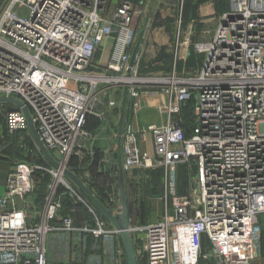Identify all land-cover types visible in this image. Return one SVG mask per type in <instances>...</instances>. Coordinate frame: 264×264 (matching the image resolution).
Returning a JSON list of instances; mask_svg holds the SVG:
<instances>
[{"label":"built area","instance_id":"2783aa9c","mask_svg":"<svg viewBox=\"0 0 264 264\" xmlns=\"http://www.w3.org/2000/svg\"><path fill=\"white\" fill-rule=\"evenodd\" d=\"M112 2L0 0V98L27 110L40 141L66 169L88 140L85 126L94 107L115 106L105 94L116 86L125 89L126 98L147 92L148 103H164L165 125L148 130L153 157L141 153L137 134L123 125L122 167L124 173L138 167L166 173L182 166L190 186L181 194H169L165 186L159 220L129 225L132 243L137 235L145 239L136 258L146 264H196L201 258L251 264L261 257L264 216V0H228L225 26L219 22L211 40L193 46L202 56L199 71L187 77L173 69L161 79L136 78V64L129 69L141 11L128 1ZM107 41L109 61L94 74L89 68L97 67L94 60ZM0 104L7 110L0 111L6 134L27 132L23 109ZM99 119L106 123L105 112ZM20 148L27 161L20 171L8 172L0 195V264H66L65 254L73 264H121L118 233L59 178L60 171L41 164L46 161L40 153L23 141ZM37 172L55 181L36 225L23 206ZM61 180L65 192L58 196ZM65 196L91 210L94 228H75L61 215ZM102 202L117 211L113 190ZM181 244L191 254L187 260ZM52 247H63L62 256L53 255Z\"/></svg>","mask_w":264,"mask_h":264},{"label":"rangeland","instance_id":"374dc122","mask_svg":"<svg viewBox=\"0 0 264 264\" xmlns=\"http://www.w3.org/2000/svg\"><path fill=\"white\" fill-rule=\"evenodd\" d=\"M121 1L131 2L134 8L141 11V14L138 16L137 22H136L137 33H136V38L133 44V48H134V45L136 43L139 33L143 30L144 23H146L144 33H147L149 37L156 36L161 39H165L164 45L159 44V43H154L151 41H146L145 45L143 44L142 46H140L141 49L143 48L142 49L143 55H142L141 61L138 62V58H137L135 62V64L137 65L136 78L159 77L160 79L165 78L168 75H171L173 68L169 74L168 72L170 71V68L172 67L174 63H176V69L174 68L176 75L190 77L195 74V69H196L195 64L197 63V58L194 55L192 44L195 43L196 41L205 40L203 38L210 36V34H208L209 31H207V28L209 27L208 30H211V31H213L214 28L216 29L218 25V22H217L218 16H219V22H220L221 16L224 14L226 7H227V3H228V0H137L136 3L133 2V0H121ZM178 38L182 40V45H183L182 47L181 45L178 44ZM185 39L187 40L184 41ZM107 42L111 44L110 41H107ZM181 48L185 50V52H183L184 59L183 57L179 56L180 52L178 50ZM108 57L109 55L107 53V49L100 50V52L98 53V55L96 56L94 60V65H97V67L93 66V68H89V69H92L93 71H95L94 74H98L99 72L103 70V67L107 65L109 61ZM125 92H126L125 89H123L121 86H116L112 92L105 94V100L114 101L115 107L116 108L120 107L122 109L123 108L122 101L126 94ZM0 106L2 105L0 104ZM147 108L148 109L143 110L137 116V123L140 128V131L142 129L147 128V126L150 124H156L157 126H160L163 122V117L161 113H159L156 109H153V108L150 109V107H147ZM3 110L4 109L0 107L1 114H4L7 111L5 110L4 112ZM1 114H0V130L2 129L1 127L3 125ZM7 137L8 135L6 134V138L0 139V141L5 142L7 144V148L0 146L1 148L0 164L1 166L6 167L5 170L3 171V174L4 173L8 174V172H10L11 169L13 171H20L21 168L23 167V164H24L23 162L27 161V159L24 157L25 153L20 148V143L23 141L22 136L18 135V136L9 137V138ZM141 143L143 145V150L146 151L148 155H151L152 153L151 139L148 136H146L145 139L143 138L141 139ZM76 151L77 149L75 150V152ZM74 157L75 156H72L69 159V161L66 163V167L74 170V172H76L77 174L83 177V174H82L83 167L82 165L80 166V164L78 165L77 163L73 161ZM47 167L53 170V168L50 165H47ZM179 168L183 170L184 175L186 176L184 177L185 179L184 181L183 179H179L180 176L178 175V179H177L178 185H177V188L175 187V191L177 192V194H179V192H183V190L187 188L186 186L187 184V172L186 171L187 170H185L182 166H179ZM134 170L144 171L138 168L136 169L134 168ZM155 171L160 172V169H155V170L151 169L150 174L148 172L147 173L148 175H152ZM44 175H48L52 180H50V178L47 179L45 176L38 175L39 179L37 180L38 182L35 185V180H33V177L37 176L36 173L31 177V191L29 195L33 194V192H38V193L43 194L41 196L39 194L37 198H33V205L34 207H37L38 209L41 208L45 204L46 196H45L44 190L48 191L49 189L48 187L50 185H53L54 184L53 182L55 181L54 176L50 174H44ZM191 175L195 177L196 171H192ZM59 178L65 179L61 171L59 173ZM105 178L101 180V184H103L102 190L106 192L113 190V192L117 195V198H118L117 187L114 186L115 188H111V186H109V183H111L110 179L108 178L105 179ZM124 178H125V174H124ZM136 180L138 179H135V180H132V182H129V186H130L131 193H132L130 194L131 199L135 197L138 191L141 193L143 192L142 187L137 188L136 184H134ZM158 180H159V185H161V178H159ZM170 180H171V175L169 174L167 178V187L169 186ZM194 181H195V178L191 180V183L193 184ZM58 185L60 187V184ZM164 185H165V182H164ZM155 191H156L158 198L160 197V195L163 194V193L161 194V189H159V186L158 188H156ZM163 192H164V187H163ZM104 194L102 192L99 197L101 201H103ZM80 196L82 197L84 201H87L82 195ZM158 200L156 201V203L153 204L154 205L153 215L155 217L154 219L155 222L159 220L161 213H162V201L160 203ZM74 203H75L74 204L75 209H77V207L79 206H83L84 208L88 210V212H90L93 215L91 210L88 209L81 202H79L76 198L74 200ZM88 205L91 207L94 213L98 214L89 203ZM143 206L144 204L141 202L138 206V211L141 208H143ZM127 207H128V203H127ZM133 207L135 209L136 204H132L131 208ZM93 217H92V223L94 221ZM32 221L36 223V225L41 222L40 218H37V217L33 219ZM118 241H119L118 247L120 251L122 264H126V259H125V255H124V251H123L120 238ZM180 242L184 243L186 241L183 240ZM181 245H183V248H184V252H183L184 257L189 255L190 252L185 249L184 244H181ZM62 249L63 247L56 248V249L52 247L51 253L53 255L58 254L62 256V252H63ZM64 259L66 261V264H73V262L69 260V254H65ZM205 262L207 261L201 258L198 264H202Z\"/></svg>","mask_w":264,"mask_h":264},{"label":"crops","instance_id":"0c3cea01","mask_svg":"<svg viewBox=\"0 0 264 264\" xmlns=\"http://www.w3.org/2000/svg\"><path fill=\"white\" fill-rule=\"evenodd\" d=\"M120 1L121 0H113L112 3L115 4V2H120ZM136 1L137 0H133V2H135V3H136ZM228 8L229 7H228V3H227V7H226L225 12L228 10ZM217 22L219 25V16H218ZM218 25H217V27H218ZM217 27H216V29H217ZM208 29H209V27L207 28V31H209L208 34H210V36L203 38L205 40L196 41L195 43L192 44L193 46L196 43L207 42L213 38V35H214L216 29L214 28L213 31L208 30ZM164 40L165 39H161V38L156 37V36L149 37V35H147V33H144L141 46L143 44L145 45L146 41H151L154 43H159V44L164 45L165 44ZM186 40L187 39H185L184 41H186ZM178 44L181 45V47L183 46L182 40L179 38H178ZM105 49H107V53L110 56V53H111L110 43L107 42L105 44ZM142 49L140 48V50H139L138 62L141 61V58L143 55ZM132 51H133V49H132ZM140 51H141V53H140ZM178 51L180 52L179 56L183 57L184 56L183 52H185V50L183 48H181ZM193 51H194V49H193ZM194 55L197 58V63L195 64L196 65L195 74H196L201 67L202 56H198L195 53V51H194ZM183 59H184V57H183ZM174 61H176V60H174ZM172 68L176 69V63H174L172 65L168 74L172 71ZM194 75H192V76H194ZM145 78H159V77H145ZM149 93H152V92H149ZM147 94H148L147 92H142L136 98H126V95H125L123 98V101H122L123 102V108H124V109L122 108L123 111L120 107H117V108L115 106L114 107H108V106H106V104L104 106L98 105L97 107H94L92 115H90L88 117V120H87V123L85 126L86 132L89 133L88 140L82 145V147L77 149V152L75 154L76 158L74 157L75 163H77L78 165L80 164V166L82 165V167H83L82 168L83 177L80 176L79 174H77L76 172H74V170H72L70 168H68V170L71 171L72 173H74L77 177H79L85 183V185L89 188V190L92 192V194L98 198L100 197L102 192H103V194L106 192V191L102 190L103 184H101V180H103V178L106 177L105 179H107V178L110 179L111 183H109V186H111V188L116 187L115 182L111 176V170L109 167L107 157H108V153H113V154L117 153V148H116L117 132H118V127H119V124L121 121L122 114H123L122 127H123V125H129L132 128L133 132L135 134H137L138 146H139L141 153L143 155H147L149 157L154 156L152 137H151L150 133L148 132V130L152 127L161 128L165 125V123H166V105L163 103L159 107H157V106H155V104L151 103V101H149V103H148L146 100ZM147 107H150V109H152V108L156 109L159 113H161V115L163 117V122L160 126H157L156 124H150L147 126V128L142 129L140 131V128H139L138 123H137V116L143 110L148 109ZM102 112H105V114H106V123L105 124H102L100 119H99L100 114ZM18 135L22 136V138H23L22 140L24 142L25 147H27L29 150L33 151V153H39V151L36 148V145L34 144V142H33L28 131L16 133L15 135H12V136L8 135L7 138L18 136ZM146 136H148L151 139V144H152L151 155H148V153H146V151L143 150V145L141 143V139L142 138L145 139ZM2 138L3 139L6 138L5 128L0 130V139H2ZM0 146L7 148V144L5 142H2V141H0ZM23 152L26 154L25 150ZM25 154H24V157H26ZM5 168L6 167L1 166V164H0V195H2L4 192V184H5L4 182H5V177L7 176L6 173L3 174V171L5 170ZM138 169H141L144 171L131 169L127 173H125V193H126V199H127V203H128L127 210H128V218H129V225L130 226L149 225V224L154 223L155 217L153 215V206H154L153 204L156 203V201L158 199H159L158 201L160 203L162 201V197H163L162 193H164L163 187L165 189V186H167V183H166V185H164V182L167 180V179L165 180V176H166V178H168V175L169 174L171 175V180H170L169 186L166 188L168 193L169 194H177V192L175 191V187L177 188V185H178L177 184L178 175L180 176L179 179H181L182 175H183V170L181 168H179V166H173L171 168H168L166 173L164 172L163 169L157 168V167H153V168L138 167ZM151 169H153V170L160 169V172L155 171L152 175H148V173L150 174ZM113 171L115 172V174L117 173L116 168H114ZM159 178H161V185H159V180H158ZM38 179H39L38 175L33 177V180H35V185L37 184ZM135 179H138L139 181L136 180L134 184H136L137 188L142 187L143 192L141 193L138 191L137 194L135 195V197L133 199H131L130 194H132V193H131V189L129 186V182H132V180H135ZM66 182L73 189L77 190V188H75L68 180H66ZM158 186H159V189H161V194H162V195H160L159 198L157 197V194L155 191L156 188H158ZM186 186H190V184H188V182H187ZM35 189H36V187H35ZM64 189L65 188L62 186V184L60 185V187L58 185V196H61L60 192H59L60 190H61V194L62 193L64 194V192H65ZM44 191H45V196H46L49 189H48V191L47 190H44ZM181 193H183V192H179V194H181ZM39 194H40V196L43 195V194L38 193V192H33V194H31V195L28 194L26 196L25 203H24L23 207L25 208L24 210H25L26 217H27V220L29 223H30V221H32L36 217L40 218V220L42 219L43 212H44V205L39 209L37 207H34V205H33V198H37L39 196ZM105 195H106V193L104 194V198H105ZM141 202L144 204V206H143V208H141L138 211V206ZM85 203H87V201H85ZM74 204H75L74 201L71 199V206H69L70 208L63 206V210L61 212V215L65 216L63 214V211L67 212L66 214L69 218L72 219L73 226L75 228H78L81 226L94 228L95 223H94V221L92 223V214L90 212L89 213L91 216L87 217V219H85L82 223L77 222V220L75 218L76 209L74 207L75 206ZM132 204H136L135 209H134V207L131 208ZM105 222H106L108 227H111L107 221H105ZM31 223H34V222L32 221ZM56 224L59 225L60 222L57 220ZM260 224H261V229H262L261 257L258 260L252 262L251 264H264V216H262L260 218ZM144 240H145L144 235H137L136 237H134L133 243H134L135 252L141 253L142 247L144 245L143 244ZM205 246H206V241L203 240V247H205ZM190 256H191V254L187 255V257H185L186 260ZM119 259H120L119 260L120 263L122 264L121 256L119 257ZM137 263L138 264H146L145 258H143V259L138 258ZM198 263H199V261L196 264H198ZM102 264H105V263L103 262ZM202 264H211V263L205 262Z\"/></svg>","mask_w":264,"mask_h":264},{"label":"water","instance_id":"95a60500","mask_svg":"<svg viewBox=\"0 0 264 264\" xmlns=\"http://www.w3.org/2000/svg\"><path fill=\"white\" fill-rule=\"evenodd\" d=\"M225 23H226L225 19L221 16L220 25L225 26ZM145 26L146 23H144L143 30L139 33L136 43L134 45L129 63V69H131L135 65V62L138 58L141 42L144 36ZM0 103L17 104L23 109V112L27 120L28 132L34 144L36 145V148L38 149L39 153L42 155L46 163L50 165L54 170L61 171L63 177L65 178L64 180L65 181L68 180L75 188H77L78 192L88 201V203L92 206V208L100 216H102L110 224V226L118 233V236L122 243L126 264H138L130 234L127 199L125 193V178H124L125 173L122 167V156L120 152V136H121L122 124H123V114L117 132V141H116L117 153L115 154L108 153V157H107L109 167L111 170V176L118 189V202H117L118 209L116 212H113L107 209L105 205L102 203V201L98 197L92 194L89 188L79 177H77L74 173H72L68 169L62 168V166L50 156L45 146L40 141L29 119L27 110L19 102H17L14 99L0 98ZM114 168H116V172H117L116 174L113 171Z\"/></svg>","mask_w":264,"mask_h":264},{"label":"trees","instance_id":"16d2710c","mask_svg":"<svg viewBox=\"0 0 264 264\" xmlns=\"http://www.w3.org/2000/svg\"><path fill=\"white\" fill-rule=\"evenodd\" d=\"M2 129H4L5 127H4V124L2 125V127H1ZM1 129V130H2ZM73 161H74V159H73ZM75 162V161H74ZM41 164L42 165H46L47 166V164L45 163V162H41ZM184 168V167H183ZM43 174H45V173H43V172H37L36 173V175H43ZM43 176H45L47 179L48 178H50L48 175H43ZM186 175H184V172H183V175H182V178L181 179H183L184 181H185V179H184V177H185ZM50 180H51V178H50ZM60 192V194H61V190L59 191ZM63 203H64V207H68V208H70L69 206H71V200L67 197V196H65V197H63ZM67 212H64L63 211V214L65 215V216H67V214H66ZM98 215V217L99 218H101V219H103V220H105L102 216H100L99 214H97ZM89 216H91L90 215V213L88 212V210L86 209V208H84L83 206H79V207H77V209H76V215H75V218H76V220H77V222H79V223H82L85 219H87V217H89ZM106 221V220H105Z\"/></svg>","mask_w":264,"mask_h":264},{"label":"bare ground","instance_id":"6f19581e","mask_svg":"<svg viewBox=\"0 0 264 264\" xmlns=\"http://www.w3.org/2000/svg\"><path fill=\"white\" fill-rule=\"evenodd\" d=\"M134 80H135V79H133L132 81H134ZM60 184L63 185V184H65V183L63 182V180H61V181H60Z\"/></svg>","mask_w":264,"mask_h":264}]
</instances>
